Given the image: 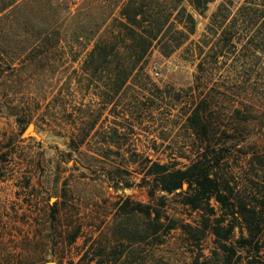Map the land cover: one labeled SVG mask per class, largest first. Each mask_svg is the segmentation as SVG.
<instances>
[{
    "label": "rangeland",
    "instance_id": "obj_1",
    "mask_svg": "<svg viewBox=\"0 0 264 264\" xmlns=\"http://www.w3.org/2000/svg\"><path fill=\"white\" fill-rule=\"evenodd\" d=\"M127 1L28 0L0 15V50L17 58L0 66V264H220L222 242L235 251L232 264H264V229L258 254L255 245L242 249L241 216L214 202L213 215L192 211L179 193L151 198L144 180L151 163L185 168L201 154L187 117L205 98L213 118L245 120L228 131L235 146L213 140L229 150L220 171L234 210L264 201V54L250 60L247 36L212 64L218 37L203 38L218 7L233 16L244 0H212L203 15L184 2L195 33L169 57L154 45L108 102L106 79H89L84 68L95 42L119 32ZM201 41L208 45L193 58L191 45ZM217 220L224 236L234 226L227 241L213 234Z\"/></svg>",
    "mask_w": 264,
    "mask_h": 264
},
{
    "label": "trees",
    "instance_id": "obj_2",
    "mask_svg": "<svg viewBox=\"0 0 264 264\" xmlns=\"http://www.w3.org/2000/svg\"><path fill=\"white\" fill-rule=\"evenodd\" d=\"M28 0H0V15L7 10H15ZM212 0H166L159 4V0H128L122 12L123 21L119 23L120 30L113 37L108 39H98L90 50L89 63L84 70L89 74V79L98 80L105 78L108 84V102L113 100L131 79L140 70L141 64L150 49L156 45L160 54L169 57L176 49V46L196 30V20L187 10L184 2L199 15H203L207 6ZM168 11V14H164ZM223 6L217 8L211 16L209 24L206 26V36H217L216 43L209 48L211 52V63H218L228 48L236 49L242 47L243 38L250 36L251 43H245L244 48L252 47L253 62L257 56L264 54V0H244L236 9L233 16L228 12L223 13ZM50 35V34H49ZM46 35V36H49ZM259 42L252 45L253 40ZM235 40V41H234ZM208 42H197L191 45L190 53L194 58L203 55V47ZM261 46V47H260ZM254 47V48H253ZM230 51V49H229ZM240 52V51H239ZM3 50H0V66L4 63L16 61L13 56L4 57ZM17 56L16 54H11ZM243 57L239 56L237 61ZM250 57V56H249ZM195 58V59H196ZM115 63V65H113ZM203 60L197 64V81L202 79ZM1 68V67H0ZM1 78V72H0ZM211 107L213 105L202 98L194 103L190 115L187 117V125L192 134L199 140L201 154L190 162L185 168H177L168 164L154 162L147 166L145 179L149 189V197H154V192H162L168 195L179 193L182 197V205L189 207L192 211H204L214 214L212 203L226 212V216L234 217L239 215L243 218L244 226L247 230V238L240 240V248H252L255 245L254 253H259L257 247L258 240L264 229V201L257 206L248 208L247 204L239 201L237 210H234L230 201L233 190L228 180L221 173V166L226 158L228 149L218 148V144H213V140L218 137L223 140V144L230 141L236 145V138L228 134L230 130H237L240 122L237 117L226 122L212 117ZM96 121L92 122L89 132L95 127ZM84 139L79 141L77 147ZM74 141H71V145ZM184 186L187 187L184 190ZM136 211L144 214L147 218L151 216V210L147 206L137 205ZM154 221L151 227L154 231L161 226V215L159 211H154ZM217 225L212 228L216 237H223L227 241L234 230L233 225H229L226 235H222L221 223L217 220ZM172 226V225H171ZM170 226V227H171ZM173 229V227L171 228ZM75 239L74 237L72 238ZM221 253L224 255L220 264H232L235 251L223 242L219 244ZM255 255L253 254V257ZM191 264H211L209 261L195 258ZM249 264H260L252 258Z\"/></svg>",
    "mask_w": 264,
    "mask_h": 264
},
{
    "label": "built area",
    "instance_id": "obj_3",
    "mask_svg": "<svg viewBox=\"0 0 264 264\" xmlns=\"http://www.w3.org/2000/svg\"><path fill=\"white\" fill-rule=\"evenodd\" d=\"M154 75H156V76L158 75V73H157V70H156V69L154 70Z\"/></svg>",
    "mask_w": 264,
    "mask_h": 264
}]
</instances>
